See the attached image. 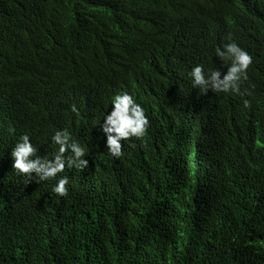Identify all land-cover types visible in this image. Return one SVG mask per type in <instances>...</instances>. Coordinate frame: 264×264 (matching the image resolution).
<instances>
[{
	"label": "trees",
	"instance_id": "1",
	"mask_svg": "<svg viewBox=\"0 0 264 264\" xmlns=\"http://www.w3.org/2000/svg\"><path fill=\"white\" fill-rule=\"evenodd\" d=\"M235 2L0 0V113L39 148L69 125L94 148L102 96L129 67L151 56L181 78L200 55L196 33ZM215 97L235 138L214 106L209 121L178 96L171 133L102 155L83 183L67 176L65 196L53 191L63 176L20 191L17 172L0 174V264H264V115Z\"/></svg>",
	"mask_w": 264,
	"mask_h": 264
},
{
	"label": "clouds",
	"instance_id": "2",
	"mask_svg": "<svg viewBox=\"0 0 264 264\" xmlns=\"http://www.w3.org/2000/svg\"><path fill=\"white\" fill-rule=\"evenodd\" d=\"M196 38L202 48L200 55L181 78L172 77L153 57L144 56L102 96L101 118L92 134L94 148L83 144L70 125L52 130L46 146L39 148L26 129L13 133L0 113V153L6 156L0 161V174L17 172L20 177L15 185L20 191L30 181L47 183L63 176L53 191L65 196L68 177H79L78 183H83L102 164V155L120 159L143 145L152 128L171 133L177 116L169 103L178 96L205 107L202 119L209 121L212 120L208 105L213 111L214 106L222 130L235 138L231 133L237 126L224 121L227 106L223 109L214 105L215 95L228 94L231 99L241 101L250 114L264 115V0H236L215 23L201 28ZM91 182L100 184L99 196L108 205L110 190L106 177ZM60 222L63 224L61 219Z\"/></svg>",
	"mask_w": 264,
	"mask_h": 264
}]
</instances>
